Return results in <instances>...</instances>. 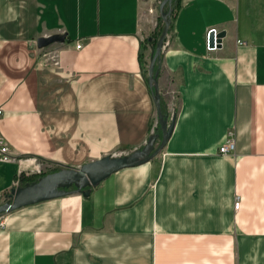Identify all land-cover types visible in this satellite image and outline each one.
Returning <instances> with one entry per match:
<instances>
[{"label":"crops","instance_id":"1","mask_svg":"<svg viewBox=\"0 0 264 264\" xmlns=\"http://www.w3.org/2000/svg\"><path fill=\"white\" fill-rule=\"evenodd\" d=\"M146 8L0 0V135L18 158L0 161L2 202L21 176L127 154L154 133L138 52L159 14ZM210 28L224 34L215 48ZM53 33L64 41L36 46ZM164 40L156 87L174 124L162 149L88 195L5 212L0 264H264V0H181ZM228 132L235 148L221 153Z\"/></svg>","mask_w":264,"mask_h":264},{"label":"water","instance_id":"2","mask_svg":"<svg viewBox=\"0 0 264 264\" xmlns=\"http://www.w3.org/2000/svg\"><path fill=\"white\" fill-rule=\"evenodd\" d=\"M166 1L169 0H162L159 4L158 10L163 20V28L155 43L154 49L150 52L147 65L148 82L151 86H154L152 97L160 132L150 134L141 147L135 148L127 154H107L96 160L86 162L77 168L65 166L40 175L36 179L26 182L23 185L11 186L6 195L7 199L0 203V213L11 211L22 205L66 195L71 192H81L84 195H88L91 186L96 185L100 180L112 172L122 167L145 162L162 149L172 130L174 116L172 115L168 119L167 115L161 112L158 89L155 82L156 78L152 73V69L154 60L162 49V44L167 33L169 22L167 11H165L163 7ZM222 35H224L223 32L215 33L213 29H210L207 37L208 46L212 47L214 42L219 43V38ZM64 38V33L39 36L36 38V46L41 48L54 42H63ZM157 140H159V142L156 144Z\"/></svg>","mask_w":264,"mask_h":264},{"label":"trees","instance_id":"3","mask_svg":"<svg viewBox=\"0 0 264 264\" xmlns=\"http://www.w3.org/2000/svg\"><path fill=\"white\" fill-rule=\"evenodd\" d=\"M180 1L181 0H171L169 2L168 7L164 8V10L167 11V17H168V22H169L168 23L167 32H169L171 30L172 26H173L174 16H175V13H176V11L178 10V8L180 6ZM161 23H162V19H161L160 15H158L157 16V24H156L155 29L152 32H150L147 36L143 37L141 39V41H140V47H139L138 56H139V59H140V63L142 65V71L144 72V75H145L146 79H147V75H146L147 68H146V65H147V62H148V58L145 55V50L147 49L148 46L151 47V50L154 49L155 43H156V41H157L161 31H162L163 24L161 26ZM160 55H161V52H159L157 54V56H156V58L154 60L153 69H152V73L155 76L156 80H157L158 71H159L158 60L160 59ZM156 80H155V82H156ZM148 86H149L151 92H153L154 86H150L149 82H148ZM158 95H159V104H160L161 112H162V114L167 115V117H169V112L167 110L166 103L163 100V98L160 96L159 92H158ZM157 130H159L158 129V125H156L154 133L158 132ZM57 169H59L58 166L52 167L50 171H55ZM20 179L24 183V182H27V181H32V180L36 179V177H35V175L21 176ZM90 189H91V187H90Z\"/></svg>","mask_w":264,"mask_h":264},{"label":"built area","instance_id":"4","mask_svg":"<svg viewBox=\"0 0 264 264\" xmlns=\"http://www.w3.org/2000/svg\"><path fill=\"white\" fill-rule=\"evenodd\" d=\"M210 29H213V28H210ZM165 42L166 41L164 40L163 44H162L163 46H164ZM215 43L216 42H214V45L212 47H210V46H208V41H207V45L206 46H207V48H215V45H216ZM75 47L76 48H80L81 47V42L78 41L75 44ZM45 58L50 59L51 63L54 64V65H58V63H59L58 52H57L56 49L49 50L45 54ZM0 113H1V109H0ZM155 124H156V121H154L153 127L155 126ZM151 131H153V130H151ZM234 148H235V143H234L233 136L230 134V132H228L226 139L218 147V151L221 152V153H227V152L234 151ZM14 160H18V158H16L13 155V153H12V151H11L9 145H8V142L5 140V138L3 136L0 135V161L7 162V161H14ZM42 168L43 167L42 166L40 167V165L36 166L35 169H34V172L41 173L40 171L43 170ZM238 205H239V198H238V196H236L235 199H234L233 206H234V208H237ZM4 223L5 222H4L3 214H0V228H2L4 226Z\"/></svg>","mask_w":264,"mask_h":264},{"label":"rangeland","instance_id":"5","mask_svg":"<svg viewBox=\"0 0 264 264\" xmlns=\"http://www.w3.org/2000/svg\"><path fill=\"white\" fill-rule=\"evenodd\" d=\"M142 1L145 2V3L147 4L146 12H147V9L150 10V5H151V7L154 9V10H153V13L156 14V15L159 14L157 6L160 4V2H161L162 0H142ZM170 1H171V0L166 1V2L164 3L163 7H164V8H167L168 5H169V2H170ZM161 19H162V18H161ZM156 24H157V23H156ZM162 24H163V20H162L161 26H162ZM162 28H163V27H162ZM168 33H169V32H168ZM146 66H147V65H146ZM155 125H156V124H155ZM151 134H153V133H151ZM49 168H50V167H49ZM47 169H48L47 166H43V170H42V172L47 171ZM37 175H38V174H37ZM37 175H35V176H37ZM0 203H2L1 198H0ZM0 214H3V215H4L5 212H1Z\"/></svg>","mask_w":264,"mask_h":264}]
</instances>
